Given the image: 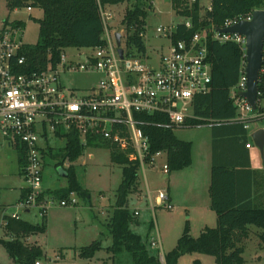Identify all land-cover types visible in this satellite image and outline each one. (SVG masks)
Listing matches in <instances>:
<instances>
[{"label": "trees", "instance_id": "1", "mask_svg": "<svg viewBox=\"0 0 264 264\" xmlns=\"http://www.w3.org/2000/svg\"><path fill=\"white\" fill-rule=\"evenodd\" d=\"M208 2L211 3L212 10H208ZM208 2L173 0L177 14L192 23V28L189 29L184 23H179L175 39L189 38L194 32L203 28L220 27L228 18L245 16L255 10L264 9V0H209ZM124 3H131L121 20V25L125 26L128 33L126 45L130 49H137L138 52H145L146 44L141 34L146 30L151 0H8L10 9L31 6L43 11L42 18L36 19L39 23V41L35 45L25 47L28 70L42 71L50 66L56 67L62 52L68 48L92 49L103 45L104 26L100 5L108 8ZM16 24L24 27L21 21H16ZM207 48L213 67L211 89L208 93L194 98L192 113L195 118H188L186 126L211 124L214 158L209 191L211 208L217 215V225L206 226L198 237H194L187 223L176 246L164 254V263L159 249L151 246L148 236L144 239L131 229V225L137 223L138 218L130 208L128 200L129 196L141 191L139 162L130 161L115 145L100 142L94 146L109 147L112 160L123 165V179L116 190V203L108 224L113 243L107 250L114 258L127 252L132 264H178L180 257L185 254L202 253L213 256L215 264H245L243 254L245 244L253 233L252 226L260 229L257 236L264 244V206L255 202V173L245 148L248 130L240 122H229L237 115L238 109L231 97V90L239 82L245 59L244 52L236 42L221 43L211 37ZM258 91L264 98L263 71L260 72ZM134 115L135 119L141 121L140 127L149 139V158L157 152H164L170 172L192 165V142L180 139L175 133V128L166 126L169 120L165 115L139 112H135ZM65 141L61 163L66 159L71 161L65 175L68 185L56 195L61 199L69 198L72 192L89 196L88 191L78 180L75 166L77 160L83 156L85 147L81 145L77 132L68 133ZM234 144L246 149L245 163H230L226 160V156L221 155L226 152L224 146ZM16 148L19 152L22 175L25 164L24 152L20 146L17 145ZM53 154L50 153L49 156L53 157ZM5 219L6 224H2L5 235L0 237V243L6 247L16 263L35 264L43 255V249L39 245L28 244L24 239L30 235L46 232V216L41 223H32L22 218L6 217ZM5 236L8 238H4ZM100 248L101 245L94 242L83 247L80 256L92 258ZM193 264H202V262L196 259Z\"/></svg>", "mask_w": 264, "mask_h": 264}, {"label": "built area", "instance_id": "2", "mask_svg": "<svg viewBox=\"0 0 264 264\" xmlns=\"http://www.w3.org/2000/svg\"><path fill=\"white\" fill-rule=\"evenodd\" d=\"M23 8L28 12L33 9L31 6ZM207 8L212 10L211 3ZM100 14L104 26L103 45L86 52L81 49L76 58H69L65 50L56 67L42 71L28 70L23 26L16 24L20 20H0V132L9 146L23 148L25 160L22 168L24 196L16 205L3 208V225L6 217L21 218L19 212L36 211L44 217L55 204L56 197L45 195L43 187L45 158L54 153L51 137L66 140L68 133L77 132L85 150L100 142L115 145L130 161L139 162V172L142 170L147 183L145 167H157V159L166 154L157 152L149 158V139L134 113L163 114L169 120L166 126L175 129L186 126L188 118H195L194 98L211 89L213 67L207 48L209 37L221 43L236 42L245 56L239 82L231 90L237 115L229 122H240L249 129L251 123L264 118L262 93L258 91L256 110L239 94L247 90L246 37L221 31L240 21L251 20L253 12L228 18L220 27L198 30L189 38L175 39L179 23L158 26L157 36L168 40L169 44L157 65L148 63L147 49L138 52L128 48L127 30L121 22L119 26L113 24L115 14L111 10L100 5ZM182 23L192 28L189 19ZM117 32L121 33L120 46ZM141 36L144 39V33ZM119 48L123 49V57ZM261 71L264 72L263 67ZM77 72L100 74L98 84L82 97L62 83L63 74ZM247 147L251 144L247 143ZM89 157L94 158V155L89 154ZM61 165L66 175L71 161L66 159ZM161 167L163 175L171 173L167 156ZM148 194L153 212L157 207L173 209L166 190L159 191L155 203L151 192ZM60 199V206L75 203L69 198ZM134 214L138 216L140 211L136 209ZM150 244L160 250L159 239H150ZM35 264L41 263L38 260Z\"/></svg>", "mask_w": 264, "mask_h": 264}, {"label": "rangeland", "instance_id": "3", "mask_svg": "<svg viewBox=\"0 0 264 264\" xmlns=\"http://www.w3.org/2000/svg\"><path fill=\"white\" fill-rule=\"evenodd\" d=\"M208 1L206 0V2ZM130 5L131 3H124L108 7L115 14L112 21L114 25H120L125 10ZM42 16L43 11L40 8H33L30 12L26 8L10 9L8 0H0V20L22 21L24 23L22 40L27 45H35L39 41V23L36 19H40ZM184 21L185 19L177 14L173 0H151L144 33L149 64H159L160 58L166 52L169 44L168 40L157 36V27ZM86 50L84 49L85 52ZM80 51L82 50L77 48L66 50L69 58H76ZM99 79L100 74L98 73L77 72L62 75L63 85L75 89L78 97L86 95L92 86L98 84ZM210 125L209 123L175 129V133L180 139L192 142L193 167L183 171V173H176L177 175L182 174L183 180H185V174L192 176V171L198 169L203 172L205 169L208 162L206 157L210 156L211 151L212 133ZM261 128H264V118L251 123L250 140L256 179L257 204L264 206V150L262 153L252 138L253 132ZM65 142V139L56 140L51 137L50 143L53 145L54 154L53 157L47 156L45 158L43 187L50 189L54 194L53 196L56 197L55 204L50 207L46 214L47 230L30 235L24 240L28 244L41 246L43 255L38 259L41 264H132L131 257L127 252L114 258L113 254L107 250L113 243L108 224L116 203V190L123 179V165L112 160L109 147H88L83 156L77 160L75 166L78 180L83 188L88 191L89 196L73 192L69 196V201H75V203L60 206V198L56 193L68 185L67 178L59 174L62 168L60 167L62 164L61 153ZM18 153L17 148L9 146L7 139L0 132V237L5 235L2 228L3 208L7 209L16 205L20 199L21 188L25 186L23 176L20 174L21 166ZM91 153L94 154V158L89 157ZM162 160L163 158L158 161L156 169H151L148 165L145 167L149 181L148 187L142 170L139 172L141 191L129 196L128 203L130 208H138L140 211L137 216L138 222L132 224L131 229L144 239L147 236L149 239H159L160 253H165L176 245L187 223H189L191 234L194 237L200 235L205 223H211L209 224L210 227H215L217 223L215 212L212 213L210 221L208 217L204 218L193 209L195 203H200L209 198V192L207 193V189L203 190L202 187L198 190L185 189L179 183L176 196L181 198L178 199L181 205L178 206L172 202L173 209L157 207L155 212L152 211L148 193L151 192L152 200L155 203L159 191L165 189L166 180L161 170ZM44 192L48 194L45 189ZM19 213L22 219L32 223L43 221V217L36 211H32L30 214ZM251 228L253 233L245 244L243 254L245 264H264V244L257 236L260 229L256 226ZM4 238L8 237L5 236ZM94 242L101 245L94 257H81V249ZM161 258L165 263L164 255ZM196 259H200L202 264H215L213 256L202 253L185 254L180 257L178 264H193ZM0 264H18L9 255L2 243H0Z\"/></svg>", "mask_w": 264, "mask_h": 264}, {"label": "crops", "instance_id": "4", "mask_svg": "<svg viewBox=\"0 0 264 264\" xmlns=\"http://www.w3.org/2000/svg\"><path fill=\"white\" fill-rule=\"evenodd\" d=\"M247 130H248V141H247V143H250L251 144V140H250V128L247 129ZM211 133H212V139H211L210 156L208 155V157H206V159H208V162L206 163V166H205V169L203 170V172L202 171H199L198 169L197 170H194V171H192V173H193L192 176H189V175H186L185 174V180L182 179V174H180V175L179 174L178 175L176 174L178 172L183 173V171H186L187 169L193 167V165H194V158L192 156L193 162H192V165L191 166H189V167H187L185 169H182V170L173 171L168 176L163 175L164 179L166 180L165 181V189L164 190H166L169 193L172 202L173 203L175 202L176 204H178V206L181 205V202L178 200L180 197L179 196H176L177 195V192H178V185H179V183L183 187H185V189L187 188V189H192V190H198L201 187L203 188V190L207 189V193L209 192V198L201 201L200 203H195V205H193V209L196 212H198L201 216H203L204 218H207L208 217L210 219V221H211V215H212V213L215 212L211 208V197H210V191H209L210 190V184H211L212 163H213V158H214V146H213V144H214V141H213L214 140V137H213L212 128H211ZM224 147L226 149V152L224 151L223 154H221V155L226 156V160L228 162H230V163H236V162L245 163L246 160H247V152H246V149H247V151L249 153V157H250L251 167L254 170L253 164H252V154H251L252 144H251V147L250 148H248L247 145H246V147H245L246 149L244 147L242 148L239 144H234L232 146L229 145V146H224ZM91 155H94V154L91 153ZM161 158H163V160H162L163 162L166 160V156L163 155L160 158H158L157 161H160ZM156 168L157 167H151V169H156ZM254 173H255V170H254ZM20 174H21V171H20ZM59 174L62 175V176H65L64 169L63 168H61V171H59ZM255 183H256V179H255ZM146 184H147V187H148L149 181ZM255 185H254V197H255V202L257 203V194H256V186ZM22 188H21L20 198L22 197V193H23V190H24V188L23 189ZM44 189H45V191L48 192V194L54 195L52 193V191H50V189H48V188H45V186H44ZM61 190H63V189L58 190V192L61 191ZM48 194L46 193V195H48ZM136 209H138V208H135V209H132V210L135 211ZM46 221H47V219H46ZM216 223H217V215H216ZM209 224H211V223H207V224L205 223L204 226L202 227V230L206 226H209ZM202 230H201V232H202ZM165 253H167V252H165ZM165 253H163V252L160 253V256L164 255Z\"/></svg>", "mask_w": 264, "mask_h": 264}, {"label": "water", "instance_id": "5", "mask_svg": "<svg viewBox=\"0 0 264 264\" xmlns=\"http://www.w3.org/2000/svg\"><path fill=\"white\" fill-rule=\"evenodd\" d=\"M225 33H237L246 37V78L247 90L240 92V96L245 98L257 109L258 82L261 69L263 67L264 53V9L255 10L251 20L240 21L228 28L221 30ZM117 44L121 45V33H116ZM119 53L123 57V49L119 48ZM254 143L264 150V128L258 129L252 134ZM65 174V173H64Z\"/></svg>", "mask_w": 264, "mask_h": 264}]
</instances>
